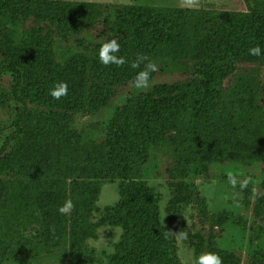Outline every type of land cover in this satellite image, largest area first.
Returning a JSON list of instances; mask_svg holds the SVG:
<instances>
[{
	"label": "rangeland",
	"instance_id": "1",
	"mask_svg": "<svg viewBox=\"0 0 264 264\" xmlns=\"http://www.w3.org/2000/svg\"><path fill=\"white\" fill-rule=\"evenodd\" d=\"M52 1L104 7L98 9L101 15L97 19H87L79 26L68 21L69 28L55 26L62 25V21L20 18L14 27L9 26L13 30L12 49L24 38L49 36L45 37L50 45L44 51L46 59L62 62L76 55L98 58L103 42L129 33L125 26H115L113 18L114 10L123 5L149 4L194 12L247 11L244 0ZM10 53L0 46V66L9 63ZM166 53L157 47L140 54L127 48L123 56L137 63L127 68L133 76L120 78L97 92L90 87L83 89L80 109L70 103H56L49 94V85L37 96L33 90L28 92L25 70L20 66L18 72L15 68L4 69L0 75V264H72L78 248L84 264H110L123 229L105 220L104 208L113 207L120 199L122 180L115 170V176L93 179V160L102 157L112 130L119 133L111 128L113 121L125 130L126 121L127 125L134 122L139 105L154 98L161 86L191 78V71L172 63ZM148 63L155 64L156 70L149 72L146 84L138 82L137 74ZM108 66L104 67L105 73H110ZM86 74L90 77L93 72L86 70ZM95 74L100 72L95 70ZM240 75L252 82L256 101L264 111V63L239 61L234 73L220 84L222 99L230 101V90ZM89 101H97L96 107H91ZM43 117L47 125L42 136L31 126ZM39 137L41 146L26 147L28 141ZM169 141L149 146L140 177L158 196L159 219L173 239L177 262L195 264L197 256L214 247L232 254L237 264H254L250 248L264 251V149L261 159L249 164L225 158L208 163L205 173L188 164L186 174L181 175V167L173 171L175 150ZM4 143L6 147L1 149ZM45 146L51 147L55 155L46 159L41 150ZM63 161L69 171L60 179ZM245 179L247 184L242 188L240 182ZM67 199L72 200L74 208L68 215L60 214L57 209ZM180 233H186V238L182 239ZM256 264H264V256Z\"/></svg>",
	"mask_w": 264,
	"mask_h": 264
},
{
	"label": "trees",
	"instance_id": "2",
	"mask_svg": "<svg viewBox=\"0 0 264 264\" xmlns=\"http://www.w3.org/2000/svg\"><path fill=\"white\" fill-rule=\"evenodd\" d=\"M244 1L246 12H194L149 4L123 5L114 10L115 26H125L130 33L117 39L121 46L117 56H123L127 48L137 54L149 47L164 49L169 55L167 58L173 59L172 63L191 71V78L161 86L163 90H158L154 98L139 105L134 122L127 125L126 121L125 130L113 121L111 128L119 133L114 134L112 130L102 157L98 155L93 160V179L115 176L112 173L115 170L122 180L120 199L113 207L104 208L105 220L123 229L110 264H180L174 255L173 239L159 219L158 196L140 177V167L151 144L170 139L175 150L173 171L181 167V175L186 174L188 164L205 173L208 163L214 160L227 158L249 164L261 159L264 111L256 101L252 82L246 76H238L236 85L230 90L229 102L222 99L219 89L223 79L234 73L239 61L264 63V55L249 54V49L256 45L264 53V0ZM103 7L97 3L0 0V46L5 53L11 52L7 56L9 63L0 66V75L5 68H15L18 72L17 66H20L25 70L28 92L33 90L36 96L46 85L52 87L65 81L68 94L54 100L79 109L83 89L90 87L97 92L120 78L133 76L132 70L127 68L136 59L132 63L127 56H123L125 63L122 65L110 64V73L104 72L105 65L96 57L76 55L62 62L46 59L44 51L50 48L46 41L49 36H37L35 40L24 38L13 49L10 47L13 30L9 26L14 27L20 18L33 16L39 20L50 19L51 23L62 21V25L55 26L69 28L68 21L79 26L87 19H97L101 15L98 9ZM61 15L64 20L60 19ZM16 51L19 54H15ZM86 70H92L93 74L88 77ZM95 70L100 74L96 75ZM96 102H90V106L96 107ZM21 111L23 114L25 107ZM46 122L43 117L31 128L43 136ZM170 132L172 135L166 137ZM31 140L26 147L42 144L41 137ZM5 147L6 143L1 149ZM41 150L46 159L55 155L51 147ZM63 162L60 179L69 171L66 161ZM2 186L0 179V196ZM79 250L72 264H84ZM208 251L219 255L222 264H237L226 250L209 247ZM249 253L254 264L261 262L264 256V251L255 246Z\"/></svg>",
	"mask_w": 264,
	"mask_h": 264
},
{
	"label": "clouds",
	"instance_id": "3",
	"mask_svg": "<svg viewBox=\"0 0 264 264\" xmlns=\"http://www.w3.org/2000/svg\"><path fill=\"white\" fill-rule=\"evenodd\" d=\"M120 43L116 39H108L103 42L98 51L97 56L103 65L115 64L117 66L125 63V58L123 56H117L116 53L120 51ZM249 54L254 56L264 55L261 51V47L256 45L249 49ZM133 67L137 66V63L134 62ZM156 65L153 63H148L146 65L145 70L139 72L137 74L136 80L138 82H142L144 84L148 81V76L150 71H155ZM49 94L53 99L59 100L61 97L66 96L68 94V84L65 81H59L55 83L49 90ZM233 185L236 184V180L232 179ZM247 184V180H243L240 182V186L243 188ZM74 208V204L72 200L67 199L61 204L57 211L60 214L68 215ZM180 237L186 238V233H180ZM195 264H222L221 257L216 253H204L196 257Z\"/></svg>",
	"mask_w": 264,
	"mask_h": 264
}]
</instances>
